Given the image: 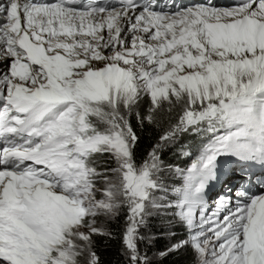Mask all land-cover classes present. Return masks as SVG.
I'll list each match as a JSON object with an SVG mask.
<instances>
[{
	"label": "snow or ice",
	"instance_id": "1",
	"mask_svg": "<svg viewBox=\"0 0 264 264\" xmlns=\"http://www.w3.org/2000/svg\"><path fill=\"white\" fill-rule=\"evenodd\" d=\"M114 224L124 264H264V0H0V264H102Z\"/></svg>",
	"mask_w": 264,
	"mask_h": 264
},
{
	"label": "trees",
	"instance_id": "2",
	"mask_svg": "<svg viewBox=\"0 0 264 264\" xmlns=\"http://www.w3.org/2000/svg\"><path fill=\"white\" fill-rule=\"evenodd\" d=\"M156 132L153 129H148L142 133V142L137 149L139 155H143L149 145L154 141ZM202 142V137L188 136L184 140V144L189 146L186 148V151L191 150L192 155H195V159L199 154V147ZM167 159L174 163L179 164L180 167L187 166L188 157L176 156L172 153H169ZM122 223V222H121ZM113 238L101 237L98 238L97 248L99 255L101 256L102 264H124V258L121 254V242H120V226L114 224L113 226ZM176 234L180 231L175 232ZM168 244L166 238H161L155 242L153 246V251L163 250L165 245ZM191 256L185 252H177L166 257H157L158 264H190Z\"/></svg>",
	"mask_w": 264,
	"mask_h": 264
},
{
	"label": "rangeland",
	"instance_id": "3",
	"mask_svg": "<svg viewBox=\"0 0 264 264\" xmlns=\"http://www.w3.org/2000/svg\"><path fill=\"white\" fill-rule=\"evenodd\" d=\"M191 151V150H189ZM195 159V155H192L190 157H188V160H187V166L191 164V162ZM178 182V181H177ZM214 187L212 193L210 194V196L208 197L209 198V203L211 204L214 200H215V196H216V193L222 191V185H219V186H215V185H212ZM213 187L210 186V188L212 189ZM156 226H157V229H159L160 225H159V221L156 222ZM172 230L177 232V231H180V233L176 234V238L177 239H182L184 238V235H185V229L180 226V225H176L174 224L173 227H172Z\"/></svg>",
	"mask_w": 264,
	"mask_h": 264
}]
</instances>
